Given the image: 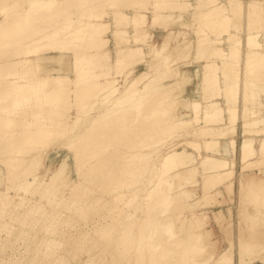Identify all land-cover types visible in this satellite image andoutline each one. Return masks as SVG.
Segmentation results:
<instances>
[{
    "label": "bare ground",
    "instance_id": "6f19581e",
    "mask_svg": "<svg viewBox=\"0 0 264 264\" xmlns=\"http://www.w3.org/2000/svg\"><path fill=\"white\" fill-rule=\"evenodd\" d=\"M182 1L0 0V241L43 215L51 264H231L191 208L231 199L239 126L237 257L264 264V0H193L175 57Z\"/></svg>",
    "mask_w": 264,
    "mask_h": 264
},
{
    "label": "rangeland",
    "instance_id": "374dc122",
    "mask_svg": "<svg viewBox=\"0 0 264 264\" xmlns=\"http://www.w3.org/2000/svg\"><path fill=\"white\" fill-rule=\"evenodd\" d=\"M192 3H193V0H185L180 3H175V6L172 8L171 11H169V13L173 14L174 17L166 21V23L169 24L167 45L175 57L177 55L189 56L190 53L194 51V48H195V45H193L195 44V42L193 41V36H194L193 29L194 28L193 26H191L192 30H190L191 27H189L190 24H188V23H191L190 22L191 17L188 12L190 8L192 7ZM177 15H180V16H177ZM180 19L181 21L185 22V24L184 23L183 25L182 23L180 24L179 23ZM253 29H254L253 31L252 29L250 31L256 32L255 31L256 29L255 28ZM218 50L220 51V48ZM142 68H143V65L138 66V70ZM237 127H236L237 129L235 128L234 131L232 132L233 134H231L235 140L233 147H232L234 151H233V154L230 156V159L233 161V168H234V173H235L234 174L235 176H233L234 187L231 192V195H232L231 199L229 198L230 197L229 196L228 199L222 204H215L213 201L205 203L201 200L200 201L196 200L200 202L201 204L199 205V203L197 202L199 207L198 208L192 207L193 209L191 208L192 211H196V210L202 211L203 210L206 212L207 222L205 226L209 228L210 230H212L208 238L216 241V252L222 248H226L229 245H232L231 250H229L230 251L229 253L230 254L232 253L231 254L232 256L231 264H240L238 257H237L238 243L236 240V234L238 233V230L240 229V225L237 224L240 214L238 215V208H237L236 201H233L234 195L236 196L237 194V189H238L237 180H238V174H239L238 170L241 164V156H240L241 133H240V127L239 126ZM57 147L58 146L54 144L52 146H49L47 149V152H48L47 158H49L48 166L50 169L60 168L59 160L60 158L63 157L64 151L61 148L59 147L57 148ZM44 161H46V158L44 159ZM43 169H44L43 165L42 166L40 165V168H38V170L40 171ZM69 179L70 181H73L75 179V174L73 172H70ZM228 207L230 208V211H231V218H230V224L227 225L225 228V230L227 229V231H225L217 225L215 219L213 218V212L221 210L222 213L225 214L227 212ZM191 210H187V212H190ZM43 220H44L43 215H40V216L37 215L29 219V222H33V223L29 224V222L28 223L26 222L25 224L21 226L13 227L10 234L8 236H5V238L2 241H0V264H44V263L48 264L49 261H50L49 264L52 263V258L51 260L49 259L48 262L46 261V259H48L46 257L49 256V252H50L48 249H46L49 244V242H46V241L50 237L56 236V235H53V233L52 235L51 233L49 234L48 230L45 229L46 227L44 223L45 221ZM79 221L78 222L76 221L77 223L75 222L76 228L80 227L81 226L80 224H83L81 222H84V221H80L79 223ZM87 221H89V219ZM241 225L246 226L247 223H242ZM75 229L74 231L71 230V232H75ZM259 229L262 231V236L258 238L264 240V233H263L262 225L259 227ZM44 253L46 255L45 258H44ZM216 254L217 253H215L214 256ZM252 256L251 255L247 256L249 258V260H246L248 262L247 264H262L261 263L262 260L259 257L256 258L255 257L256 255H254L253 257L255 258H253ZM50 257L52 256H49V258ZM79 257L80 258L83 257V253H81ZM71 258H72L71 260L72 264H75L78 262L77 260L79 258L77 255H75V258H73V256H71ZM59 262L55 263L54 261L55 264Z\"/></svg>",
    "mask_w": 264,
    "mask_h": 264
}]
</instances>
